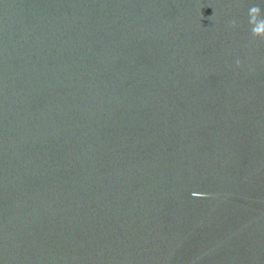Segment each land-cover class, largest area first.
Instances as JSON below:
<instances>
[{
  "label": "water",
  "instance_id": "95a60500",
  "mask_svg": "<svg viewBox=\"0 0 264 264\" xmlns=\"http://www.w3.org/2000/svg\"><path fill=\"white\" fill-rule=\"evenodd\" d=\"M252 5L0 0V264H264Z\"/></svg>",
  "mask_w": 264,
  "mask_h": 264
},
{
  "label": "clouds",
  "instance_id": "9594fccd",
  "mask_svg": "<svg viewBox=\"0 0 264 264\" xmlns=\"http://www.w3.org/2000/svg\"><path fill=\"white\" fill-rule=\"evenodd\" d=\"M248 23L250 26V34L253 39L264 40V15H262L259 5H252L248 11ZM232 28L237 27V22L233 20L230 25ZM236 66H240V61L237 60Z\"/></svg>",
  "mask_w": 264,
  "mask_h": 264
}]
</instances>
